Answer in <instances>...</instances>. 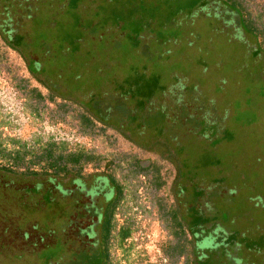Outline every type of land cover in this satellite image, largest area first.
Masks as SVG:
<instances>
[{
    "label": "rangeland",
    "instance_id": "1",
    "mask_svg": "<svg viewBox=\"0 0 264 264\" xmlns=\"http://www.w3.org/2000/svg\"><path fill=\"white\" fill-rule=\"evenodd\" d=\"M7 28L58 58L61 97ZM103 101L130 129L88 111ZM48 143L95 159L23 176ZM0 165L19 172L0 171V264H108L107 173L113 264H264V0H0Z\"/></svg>",
    "mask_w": 264,
    "mask_h": 264
},
{
    "label": "trees",
    "instance_id": "2",
    "mask_svg": "<svg viewBox=\"0 0 264 264\" xmlns=\"http://www.w3.org/2000/svg\"><path fill=\"white\" fill-rule=\"evenodd\" d=\"M253 22V20H252ZM17 44L20 45V47H25L28 46V39H26L25 35L22 33L18 36L17 38ZM56 59H51V58H45V57H35L32 55V61H33V74H36L37 76H45L47 80L50 81L48 84L46 80H41L40 82L45 83V85L51 89V91L54 90L55 93L51 94L48 96L50 100H53L55 95H59L61 97V93L58 92L59 88L61 86H57V81L53 80L55 77H58L57 73L59 70V66L53 63H56ZM54 61V62H53ZM60 61V60H59ZM58 66V67H57ZM32 93L35 94V97L42 101L45 99L43 94L41 92H38L35 90V88H32ZM119 101V100H117ZM87 110V109H86ZM115 109L111 108V105L106 106L104 104V101L100 103H94L92 105V110H88L92 112L96 117L97 120L101 123H104L106 125L118 128V129H130L127 127V124L130 121L123 119H119L117 121V124H114V115L116 114ZM84 125L91 124V117L87 114V116L84 117L83 120ZM133 131V130H132ZM55 143V142H54ZM54 143H48V145L43 148L42 153L40 154H35L34 157L36 159H39L41 162L43 159H45V167L43 170H35V168H29V170H26L24 172L23 176H39V175H45L48 174L49 170H52L49 175L52 176H59L61 174H72L76 177H79V179L82 178L81 176V171L84 169L85 165L95 158L92 155L87 154L83 150H75V151H70L67 153L63 152H57L56 144ZM3 150V149H2ZM26 154V151L22 153L21 151L17 152L15 155L16 159H22L24 158ZM35 163V162H34ZM155 168L157 169L154 165H151L149 167L150 169ZM145 167H142L141 169L143 170ZM0 171L5 172L7 174H17V172L14 168H10L9 166H1L0 165ZM155 173L158 174V172L155 171ZM104 184L98 186V188H104L105 186H108L110 188V200L107 202V204L104 207H97L95 204L93 206L97 207V209H100L101 211L97 210L98 213L101 215V222H100V228H101V241H102V246L103 250L105 252L106 260H108V264H113L112 262V255H111V239L113 237V231L116 228L110 227L112 224L117 225L115 222V212L118 207L119 201L123 196V186H121L120 182L114 178V176L110 173H107L103 175L100 179ZM82 183V182H80ZM83 186V183H82ZM84 187V186H83ZM97 189V186L93 188V192ZM120 229V230H119ZM118 229V240L119 243L124 244L129 237H131V226L130 225H122ZM125 232L127 234L129 232V235L126 236L124 239H119L120 234Z\"/></svg>",
    "mask_w": 264,
    "mask_h": 264
},
{
    "label": "flooded vegetation",
    "instance_id": "3",
    "mask_svg": "<svg viewBox=\"0 0 264 264\" xmlns=\"http://www.w3.org/2000/svg\"><path fill=\"white\" fill-rule=\"evenodd\" d=\"M4 25H6L5 27H9L7 25H10L8 22H4ZM7 31L5 32L6 35V40L8 41L9 45H11L12 47H14L15 50H18L21 52V55L23 56L25 63H26V68L28 70L29 73V79L33 74V61H32V55H30V51L28 49H25V47H20V45H18L16 43V40L18 38V36L21 34L18 31H13L11 28H7ZM23 48V51L21 50ZM26 82V81H25ZM26 85V84H25ZM27 86V85H26ZM30 92H31V87H30ZM108 186H105L104 188H106ZM102 190L99 189V191ZM98 213V212H97ZM96 226V225H95Z\"/></svg>",
    "mask_w": 264,
    "mask_h": 264
}]
</instances>
